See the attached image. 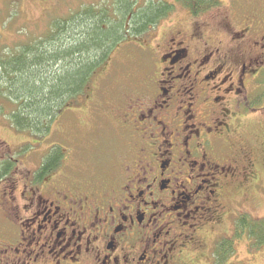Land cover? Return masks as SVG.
Returning <instances> with one entry per match:
<instances>
[{
	"label": "flooded vegetation",
	"instance_id": "af4514ba",
	"mask_svg": "<svg viewBox=\"0 0 264 264\" xmlns=\"http://www.w3.org/2000/svg\"><path fill=\"white\" fill-rule=\"evenodd\" d=\"M183 7L136 38L142 60L113 96L84 86L64 105L69 124L106 110V165L71 172L70 150L0 186V264H214L229 200L264 175V0Z\"/></svg>",
	"mask_w": 264,
	"mask_h": 264
},
{
	"label": "trees",
	"instance_id": "16d2710c",
	"mask_svg": "<svg viewBox=\"0 0 264 264\" xmlns=\"http://www.w3.org/2000/svg\"><path fill=\"white\" fill-rule=\"evenodd\" d=\"M175 1L196 10L207 0ZM116 2L109 8L115 16L113 19L107 18L106 10L85 6L76 15L70 13L55 20L47 33L19 44L15 51L0 49V98L6 101L0 108L12 105L6 114L15 129L33 135L48 133L67 100L81 94L78 92L96 74L123 35L138 34L173 7L172 3L161 1L142 6L132 0ZM129 13L132 15L127 20ZM62 156L57 152L45 154L41 169H46L52 161L58 165ZM16 162V157L8 154L0 159V180L10 174ZM242 236L247 238L249 247L263 246L264 216L254 218L246 211L239 212L231 239L217 241L213 259L217 261L220 256L217 262L223 261L231 252L232 240Z\"/></svg>",
	"mask_w": 264,
	"mask_h": 264
},
{
	"label": "rangeland",
	"instance_id": "374dc122",
	"mask_svg": "<svg viewBox=\"0 0 264 264\" xmlns=\"http://www.w3.org/2000/svg\"><path fill=\"white\" fill-rule=\"evenodd\" d=\"M116 1L0 0V49L5 47L15 51L19 44L30 42L47 33L55 20L61 19L70 13L76 15V12L85 6H91L96 9L101 8L100 11L106 10L107 18L110 16L113 19L115 16L109 8ZM132 1H135V5L138 6L147 4L150 1L175 2V0ZM218 10L228 14L223 6H220L215 12ZM169 12L174 18L185 17L186 9L178 3L173 5ZM131 15V13L126 14L127 20L130 19ZM126 18L123 20L124 22H126ZM141 33L142 31L138 34L125 33L109 51L107 59L97 68L96 74L84 86L93 88V92L97 93V96L104 91L113 96V92L117 87L125 86L135 72L137 64L140 65L142 60V51L136 42V38ZM134 79L135 77H133ZM81 92L82 90L78 93ZM111 95H105L104 98L106 99ZM77 97L79 96L77 95ZM72 99V97L69 98V100ZM5 102L0 98V105L5 104ZM10 109H12L11 104H9L8 108L6 106H3L2 109L0 108V141H3L5 146L9 148L8 155L16 157L17 162L10 174L0 180V186H3L6 178L12 176L17 167L23 171L33 168L45 154H50V152L63 154L70 152V150H75L77 156H72L69 165L70 171L76 172L83 168H90V166L95 164L106 165L115 151V141L113 145L111 133L103 125L109 120L106 110L99 113L98 121H91L81 114H73L69 124L67 118L69 116L62 109L52 122L48 133L45 135H33L27 131L17 130L10 124L9 117L6 114ZM85 120L86 123L84 122ZM254 134L258 135L254 132L251 133V137L255 136ZM257 139V137L252 138L254 142ZM92 141L96 142L97 146H93L91 144ZM261 172H264V170H261ZM229 205L237 210V214L246 211L254 218L264 216V175L257 185L254 187L249 185V193L245 198L237 197L234 200H229ZM234 220L235 217L233 218L232 215L225 221L223 228L227 232H232ZM248 244V240L244 236L233 239L230 244L231 252L229 255L222 262H217L221 259L219 256V259L217 261L213 259L212 263L264 264V245L254 249L249 247Z\"/></svg>",
	"mask_w": 264,
	"mask_h": 264
}]
</instances>
